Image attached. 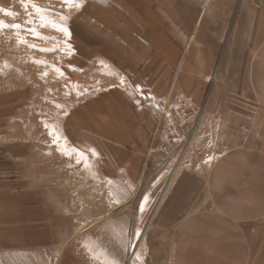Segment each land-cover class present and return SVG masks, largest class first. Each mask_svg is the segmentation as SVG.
I'll use <instances>...</instances> for the list:
<instances>
[{
    "label": "crops",
    "instance_id": "crops-1",
    "mask_svg": "<svg viewBox=\"0 0 264 264\" xmlns=\"http://www.w3.org/2000/svg\"><path fill=\"white\" fill-rule=\"evenodd\" d=\"M80 11L72 19L80 48L109 59L137 96L132 107L124 100L117 104L112 125L102 103L92 111L103 127L125 128L127 139L134 141L133 160L148 150L151 135L165 133L159 104L196 92L198 101L203 81L195 76L219 67L241 73L233 86L225 77L223 89L228 94L232 86L251 95L255 122L247 129L251 113L240 112L230 101L206 105L195 146L180 166L159 172L151 182L162 191L154 192L151 184L146 188L150 192L142 195L135 222L145 221L146 207L154 204L153 213L149 225L132 234L123 212L110 217L116 210L112 205L93 203L84 208L83 218L79 185L73 184L76 170L70 167L72 188H64L63 172L48 169L43 146L28 149L5 129L0 141L1 263L264 264V0H107L84 3ZM86 106L83 114L76 112L91 115ZM88 122L84 129L91 128ZM70 126L76 129L73 122ZM115 137L125 143L123 130L120 134L117 128ZM119 171L127 180L133 173L131 168ZM133 235L141 243L130 249Z\"/></svg>",
    "mask_w": 264,
    "mask_h": 264
},
{
    "label": "rangeland",
    "instance_id": "rangeland-1",
    "mask_svg": "<svg viewBox=\"0 0 264 264\" xmlns=\"http://www.w3.org/2000/svg\"><path fill=\"white\" fill-rule=\"evenodd\" d=\"M88 2L105 4L107 0H83L78 9H69L61 0H29L27 10L21 0H0V141L5 139L6 129L9 136L21 139L28 149L32 144L43 146L42 156L47 158L48 169L63 172L61 182L64 188H72L70 174L67 173L71 171L70 167L78 173L73 184L79 185L83 218L88 213L83 211L84 208L91 207L93 203L112 205L116 210L110 217L123 212L122 215L128 221L125 227L129 225L128 231L132 234L149 225L154 204L146 207L145 221L138 224L135 220L142 195L150 192L145 191L149 189L151 182L159 172L170 166L169 171L172 172L174 167L180 166L181 160H185L189 150L192 151L191 148L195 146L196 132L199 130L200 118L205 113V106H213L216 99L223 103L230 101L238 106V110L245 109L247 113H251L247 129L255 122L257 106L248 92L240 93L232 87L241 73H224L219 67L209 75L195 76L203 81L198 101L196 92L195 97L186 96L183 99L178 96L174 99L171 96L159 104L161 114L166 109L168 119L182 122L178 126H181L179 134L171 132L170 124L163 116L161 120L165 133L159 135L157 132L154 138L151 135L148 150L143 152L141 158L133 160L134 141L127 139L125 128L117 125L103 127L104 123L99 124L100 119L95 117L98 115L93 114L102 103L106 110L103 115L107 117V124L112 125L117 104L124 100L132 107L136 104L137 96L131 94L128 81L119 77L118 68L111 65L109 59L85 51L78 45L77 29L72 19L81 12L82 5ZM61 16L69 18L62 21ZM13 24H20L21 28L13 29ZM61 25L70 30V38L59 31ZM26 29L34 30L37 36L34 37ZM225 77L232 84L231 86L229 83L231 87H228V94L223 89L226 86ZM142 101L145 102L144 97L141 98ZM85 105L86 109L91 110V115L82 116ZM74 111L82 114H74ZM240 112L243 113L241 110ZM72 113L75 117H71ZM70 117L76 129L70 126ZM83 119L89 121V130L83 128L86 126ZM117 128L120 134L124 131L125 143L116 142ZM127 130L130 131V128ZM52 133L60 137L58 142H55ZM145 158H149L147 169L144 168ZM131 162L133 165H130ZM119 168L133 169L129 180ZM107 172H110V177H107ZM171 172L165 173L166 178ZM137 178L138 183L133 184L132 179ZM151 185L154 186V192L162 191L155 188V182ZM87 192L88 195L85 194ZM130 195L132 200L124 202ZM116 224L117 222L114 228ZM86 231H91L90 227L85 228ZM136 236L133 235L128 241L130 249L141 243Z\"/></svg>",
    "mask_w": 264,
    "mask_h": 264
},
{
    "label": "snow or ice",
    "instance_id": "snow-or-ice-1",
    "mask_svg": "<svg viewBox=\"0 0 264 264\" xmlns=\"http://www.w3.org/2000/svg\"><path fill=\"white\" fill-rule=\"evenodd\" d=\"M28 2H29V0H21V3L24 4L26 10H27ZM61 3L64 5H67L69 7V9H71L73 7L78 9L80 7V5L83 3V0H61ZM8 14L11 15V13H8ZM68 18L69 17H67V16H61L62 21L67 20ZM0 27H2V25H0ZM11 27L13 29L19 30L21 28V25L20 24H13V25H11ZM26 31L32 32L34 37L37 36L35 31L32 29H26ZM59 31H61L66 38L71 37V32L67 27L61 25L59 27ZM19 42H23V41H19ZM69 51H71V49H69ZM45 126L47 127V125H45ZM52 134L55 136V133H52ZM59 139H60L59 136H55V142H58ZM140 208H141V211H143L144 205H141Z\"/></svg>",
    "mask_w": 264,
    "mask_h": 264
},
{
    "label": "built area",
    "instance_id": "built-area-1",
    "mask_svg": "<svg viewBox=\"0 0 264 264\" xmlns=\"http://www.w3.org/2000/svg\"><path fill=\"white\" fill-rule=\"evenodd\" d=\"M169 113L166 111V109H164L163 111H162V114H161V119H162V117L164 116L165 118H166V120H167V123L168 124H170L169 125V127H170V129H171V132H174L176 135H178L179 134V132H180V129L179 128H181V126L180 127H178L179 126V124H181L182 122L179 120L178 121V123L175 121V119H168V117H167V115H168ZM176 137V136H175Z\"/></svg>",
    "mask_w": 264,
    "mask_h": 264
}]
</instances>
